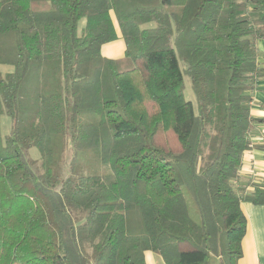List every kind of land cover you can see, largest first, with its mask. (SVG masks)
<instances>
[{"label": "trees", "instance_id": "trees-1", "mask_svg": "<svg viewBox=\"0 0 264 264\" xmlns=\"http://www.w3.org/2000/svg\"><path fill=\"white\" fill-rule=\"evenodd\" d=\"M260 40L264 0H0V264H237Z\"/></svg>", "mask_w": 264, "mask_h": 264}, {"label": "crops", "instance_id": "crops-1", "mask_svg": "<svg viewBox=\"0 0 264 264\" xmlns=\"http://www.w3.org/2000/svg\"><path fill=\"white\" fill-rule=\"evenodd\" d=\"M258 42H264V40ZM124 50V42L117 30V39L104 44L101 47V54L115 59L122 57ZM260 52L264 54V48L259 49ZM258 62L260 66H264V58L258 57ZM262 103H264V78L257 81V89L253 94L251 106V115L253 117L258 118L263 116ZM251 140L255 143L264 142V123L253 124ZM263 175L264 150L252 148L245 151L236 179L237 186L244 187L246 191H250L251 183L260 180ZM240 208L246 218V228L241 240L242 256L237 264H264V204H253L249 201H242ZM149 258L154 257H147L145 259L146 264H148L147 260Z\"/></svg>", "mask_w": 264, "mask_h": 264}, {"label": "rangeland", "instance_id": "rangeland-1", "mask_svg": "<svg viewBox=\"0 0 264 264\" xmlns=\"http://www.w3.org/2000/svg\"><path fill=\"white\" fill-rule=\"evenodd\" d=\"M84 22H85L84 18L79 20V22L77 24L79 32L83 28ZM150 25H153V22L146 23V24L142 25L141 27H146V26H150ZM257 46H258V49L264 48V42H258ZM259 57L264 58V54H262L260 52ZM179 65L181 68L184 66V64L181 62L179 63ZM11 69H12V67L10 65H1V67H0V70L2 73L9 72V71H11ZM183 97L186 101L191 102L193 110L195 112H197V103H196L194 92L191 88L190 77L186 74H183ZM10 126H11L10 118L6 114H2L0 117V134H1V137L4 138L6 135L9 134ZM27 153H28V157L30 159L37 161L36 166L39 167L40 153H39L38 149L36 147H30L27 150ZM69 154H70V148L67 147L65 149V152H64V160H63V167L64 168L67 164V159L69 158ZM92 170H95L97 172H103V171H107L108 167L107 166L96 167V165H93ZM144 255H145V259H147V257H154L156 259L155 260L154 258H149L147 260L148 264H164L161 257L159 255L153 253V252L146 251ZM209 264H219L218 257L214 254H210Z\"/></svg>", "mask_w": 264, "mask_h": 264}]
</instances>
